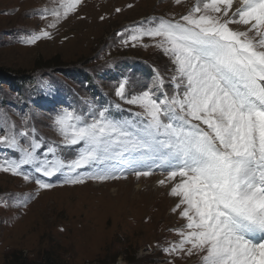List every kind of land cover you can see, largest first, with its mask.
Returning a JSON list of instances; mask_svg holds the SVG:
<instances>
[{"label":"snow or ice","instance_id":"snow-or-ice-1","mask_svg":"<svg viewBox=\"0 0 264 264\" xmlns=\"http://www.w3.org/2000/svg\"><path fill=\"white\" fill-rule=\"evenodd\" d=\"M80 3L59 0L48 27L55 28ZM233 3L197 0L179 20H149L148 26L118 34L124 45L145 37L154 41L174 66L171 92L154 69L151 84L137 94L128 95L127 78L115 88L120 100L140 110L134 113L138 120L111 118L106 108L90 120L74 110L57 113L52 124L63 147L79 146L71 159L61 158L54 144L41 157L35 129L14 133L6 127L0 148L20 155L0 157V172L34 182L39 190L55 185L24 166L43 177L60 173L63 184L77 185L121 178L118 164L147 177L154 174L150 166L132 165L151 161L164 176L160 186L176 181L168 194L178 198L173 211L179 209L186 221L177 232L180 240L166 249L170 255L199 256L200 264H264V0H239L235 8ZM42 38L51 33L41 29L22 42L32 45ZM21 137L27 141L23 146ZM98 165L104 167L80 171Z\"/></svg>","mask_w":264,"mask_h":264},{"label":"rangeland","instance_id":"rangeland-1","mask_svg":"<svg viewBox=\"0 0 264 264\" xmlns=\"http://www.w3.org/2000/svg\"><path fill=\"white\" fill-rule=\"evenodd\" d=\"M196 3L81 0L74 12L50 28L51 12L60 7L59 0H0V135L6 127L14 133L35 129V138L42 142L41 157L46 146L54 144L61 158L71 159L79 146L63 147L52 124L57 113L74 110L90 120L106 108L111 118L138 120L134 113L140 110L120 100L116 86L127 78L128 95L137 94L151 84L155 69L171 92L174 66L152 39L124 45L118 34L148 26L149 20H179ZM234 5L239 7V2ZM42 14L47 18L41 19ZM41 29L51 38L32 45L22 42ZM60 103L64 109L58 107ZM20 142L27 143L23 137ZM19 155L0 148V157L18 159ZM149 166L154 174L145 179L128 165L118 164L121 178L77 185L63 184L60 173L43 177L24 166L25 172L55 185L39 190L34 182L0 172V264H6L13 253L38 262L46 252L69 264H200L199 256L166 251L180 240L177 232L186 221L179 209L173 211L178 198L168 194L175 180L154 189L157 177L164 178L161 169L151 161L132 165L136 170ZM103 167L80 171L86 174Z\"/></svg>","mask_w":264,"mask_h":264},{"label":"trees","instance_id":"trees-1","mask_svg":"<svg viewBox=\"0 0 264 264\" xmlns=\"http://www.w3.org/2000/svg\"><path fill=\"white\" fill-rule=\"evenodd\" d=\"M82 77L85 76L83 73L80 74ZM12 84V85H16ZM6 264H69L61 259H59L57 256L50 254L49 252H46L44 256L38 261V262H32L28 260L27 258L23 257L21 253H13L9 256V258L6 261Z\"/></svg>","mask_w":264,"mask_h":264},{"label":"bare ground","instance_id":"bare-ground-1","mask_svg":"<svg viewBox=\"0 0 264 264\" xmlns=\"http://www.w3.org/2000/svg\"><path fill=\"white\" fill-rule=\"evenodd\" d=\"M235 2H239V0H234V3ZM234 3H233V7L235 6L234 5ZM241 26H243V25H241ZM243 27H245V26H243ZM46 104H50L51 105V103L50 102H46ZM53 105V104H52ZM153 177V176H152ZM145 178H147V177H144V176H141L140 177V179H145ZM161 179H164V178H162V177H157V179H156V181L152 184V187L154 188V189H159L161 186L159 185V181L161 180ZM179 179V177H177V180ZM176 182V181H175Z\"/></svg>","mask_w":264,"mask_h":264}]
</instances>
